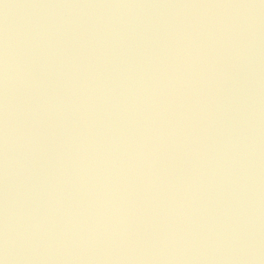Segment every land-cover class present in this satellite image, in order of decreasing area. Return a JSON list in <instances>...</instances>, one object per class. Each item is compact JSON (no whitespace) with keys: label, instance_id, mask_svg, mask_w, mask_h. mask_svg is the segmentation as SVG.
Wrapping results in <instances>:
<instances>
[{"label":"water","instance_id":"95a60500","mask_svg":"<svg viewBox=\"0 0 264 264\" xmlns=\"http://www.w3.org/2000/svg\"><path fill=\"white\" fill-rule=\"evenodd\" d=\"M0 264H264V0H0Z\"/></svg>","mask_w":264,"mask_h":264}]
</instances>
